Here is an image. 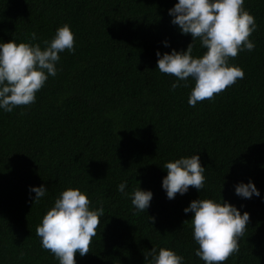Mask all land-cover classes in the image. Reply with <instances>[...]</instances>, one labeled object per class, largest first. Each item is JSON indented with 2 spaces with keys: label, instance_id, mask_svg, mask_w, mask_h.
I'll list each match as a JSON object with an SVG mask.
<instances>
[{
  "label": "trees",
  "instance_id": "1",
  "mask_svg": "<svg viewBox=\"0 0 264 264\" xmlns=\"http://www.w3.org/2000/svg\"><path fill=\"white\" fill-rule=\"evenodd\" d=\"M176 2L0 0V40H31L35 32L32 42L43 48L65 23L75 34V52L60 53L35 102L0 109V264H59L36 230L68 187L86 189L91 206L105 211L76 264H149L153 246L205 264L195 254L193 214L184 212L199 197H223L250 213L239 252L223 264H264V0L244 3L257 23L255 48L230 58L244 77L194 107V81L173 90L177 78L157 68V50L192 42L171 22ZM205 51L196 40L193 55ZM197 152L205 187L168 199L164 164ZM250 179L260 195H237L236 184ZM123 180L129 194L139 186L153 192L148 210H134L131 195L118 190ZM41 184L47 194L34 202L30 186Z\"/></svg>",
  "mask_w": 264,
  "mask_h": 264
},
{
  "label": "clouds",
  "instance_id": "2",
  "mask_svg": "<svg viewBox=\"0 0 264 264\" xmlns=\"http://www.w3.org/2000/svg\"><path fill=\"white\" fill-rule=\"evenodd\" d=\"M245 0H177L168 11L172 23L183 34H191L192 42L186 49L161 54L157 50V68L160 72L174 75L177 80L171 85L174 90L183 81L188 86L189 78L194 86L189 96V104L212 99L245 75L243 69L230 63L240 51H252L255 43L249 37L256 30L253 14L244 7ZM35 32L31 40L21 41L18 37L7 42L0 40V109L12 112L16 106L30 105L36 100L49 76H56L60 53L75 52V34L68 23L58 27L53 38L40 43ZM199 40L206 51L194 56L195 41ZM165 46L169 44L164 41ZM167 175L163 177L162 187L167 198L174 199L195 187L199 192L205 187L206 168L201 163L199 152L181 156L166 162L163 166ZM128 185L123 180L118 190L131 195L136 212L148 210L153 198L151 190L140 186L131 194L125 191ZM34 192V202L46 196L48 188L30 186ZM237 195L251 198L260 195V190L250 179L235 186ZM184 212H191L193 238L198 244L196 256L205 264H223L231 255L239 252V240L243 237L250 222V213L221 197L193 199ZM105 211L103 204L92 207L87 190L68 187L63 190L54 205L42 217L37 226V235L43 248L50 250L59 264H76L75 254L86 255L90 250L92 238L97 235L98 226ZM152 220L154 217H151ZM149 264H184L185 258L172 248L153 246L149 253Z\"/></svg>",
  "mask_w": 264,
  "mask_h": 264
}]
</instances>
